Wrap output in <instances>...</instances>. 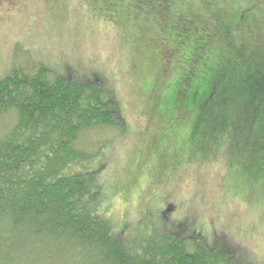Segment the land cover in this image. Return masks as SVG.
Instances as JSON below:
<instances>
[{
  "label": "trees",
  "instance_id": "1",
  "mask_svg": "<svg viewBox=\"0 0 264 264\" xmlns=\"http://www.w3.org/2000/svg\"><path fill=\"white\" fill-rule=\"evenodd\" d=\"M76 1L117 30L118 16L127 27L151 22L162 31L163 57L169 48L184 54L174 109L192 122L193 152L238 170L241 187L259 199L264 0ZM92 68L55 75L44 64L18 65L0 78V264H254L223 235L198 240L199 228L165 225L152 209L131 230L113 226L100 155L108 144H80L90 131L124 126L117 90Z\"/></svg>",
  "mask_w": 264,
  "mask_h": 264
},
{
  "label": "rangeland",
  "instance_id": "2",
  "mask_svg": "<svg viewBox=\"0 0 264 264\" xmlns=\"http://www.w3.org/2000/svg\"><path fill=\"white\" fill-rule=\"evenodd\" d=\"M70 2L0 0V78L18 65L44 64L55 75L76 64L101 72L117 90L124 131H90L80 148L108 144L100 155L113 226L124 222L131 230L152 209L165 225L186 221L188 231L200 229L198 240L223 235L254 264H264V193L255 199L241 187L238 170L194 153L192 122L174 109L184 54L169 48L163 57L162 31L151 22L127 27L118 16L117 30L93 18L83 2Z\"/></svg>",
  "mask_w": 264,
  "mask_h": 264
}]
</instances>
